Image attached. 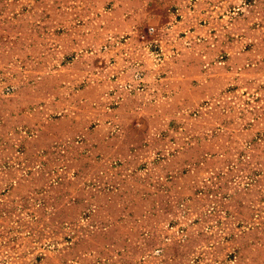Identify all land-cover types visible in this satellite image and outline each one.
Segmentation results:
<instances>
[{"label":"rangeland","instance_id":"1","mask_svg":"<svg viewBox=\"0 0 264 264\" xmlns=\"http://www.w3.org/2000/svg\"><path fill=\"white\" fill-rule=\"evenodd\" d=\"M164 1L0 0V264H264V0Z\"/></svg>","mask_w":264,"mask_h":264},{"label":"crops","instance_id":"2","mask_svg":"<svg viewBox=\"0 0 264 264\" xmlns=\"http://www.w3.org/2000/svg\"><path fill=\"white\" fill-rule=\"evenodd\" d=\"M149 2H146V9L145 11H148L151 15H153L154 20H158V23H162L165 15V7L162 9L161 5L162 3H165L164 0H148ZM193 5L196 4V2H192Z\"/></svg>","mask_w":264,"mask_h":264}]
</instances>
